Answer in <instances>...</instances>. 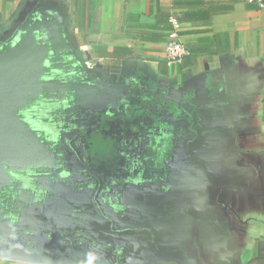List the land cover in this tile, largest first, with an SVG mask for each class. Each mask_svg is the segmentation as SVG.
Listing matches in <instances>:
<instances>
[{"label":"crops","instance_id":"1","mask_svg":"<svg viewBox=\"0 0 264 264\" xmlns=\"http://www.w3.org/2000/svg\"><path fill=\"white\" fill-rule=\"evenodd\" d=\"M33 1L0 0V40ZM56 1L75 46L104 73L136 69L157 80L205 73L220 98L221 108L206 119L216 143L210 139L207 172L220 190L198 202L226 232L214 235L191 207L190 214L181 212L184 259L178 264H264V7L249 0ZM172 30L187 55L168 67L163 45ZM198 228L204 240L194 235ZM0 264L80 263L0 249Z\"/></svg>","mask_w":264,"mask_h":264},{"label":"flooded vegetation","instance_id":"2","mask_svg":"<svg viewBox=\"0 0 264 264\" xmlns=\"http://www.w3.org/2000/svg\"><path fill=\"white\" fill-rule=\"evenodd\" d=\"M120 75L130 85L123 99L75 112L41 105L23 113V120L55 152L48 169L68 178L73 218L88 220L91 236L85 238L93 253H101L108 264H129L147 253L156 258L146 264H178L184 259L181 212L190 214L191 207L214 235L226 232L214 211L198 202L212 197L211 189L220 190L206 158L210 139L216 145L207 135V112L217 114L220 98L207 82L208 99L184 87L179 92L182 84L193 85L187 75L157 80L136 69ZM194 235L206 237L199 228Z\"/></svg>","mask_w":264,"mask_h":264},{"label":"water","instance_id":"3","mask_svg":"<svg viewBox=\"0 0 264 264\" xmlns=\"http://www.w3.org/2000/svg\"><path fill=\"white\" fill-rule=\"evenodd\" d=\"M205 77L194 75L193 85L182 84L179 92L184 87L208 99ZM129 88L126 76L104 73L83 56L68 33L59 1L34 0L0 40V249L51 261L108 264L86 241L85 235L91 236L88 220L73 218L68 178L48 169L55 152L47 149L42 133L31 129L22 114L41 105L88 111L123 99ZM130 243L135 244L133 239ZM147 254L129 264L156 258Z\"/></svg>","mask_w":264,"mask_h":264},{"label":"built area","instance_id":"4","mask_svg":"<svg viewBox=\"0 0 264 264\" xmlns=\"http://www.w3.org/2000/svg\"><path fill=\"white\" fill-rule=\"evenodd\" d=\"M249 1L255 2L260 7H264V0H249ZM163 54L166 65L168 67L180 65L184 57L187 55V50L184 47L183 43L180 41L177 32L175 30H172L168 33L163 45Z\"/></svg>","mask_w":264,"mask_h":264}]
</instances>
